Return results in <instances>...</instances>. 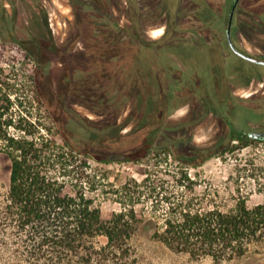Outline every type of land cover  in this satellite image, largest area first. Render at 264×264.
<instances>
[{"label":"rangeland","instance_id":"obj_1","mask_svg":"<svg viewBox=\"0 0 264 264\" xmlns=\"http://www.w3.org/2000/svg\"><path fill=\"white\" fill-rule=\"evenodd\" d=\"M142 1L148 9L145 21L155 17L158 26L177 2L182 12L200 9V0H172V7L166 1ZM137 5V0H0L4 127L38 144L54 137L67 157L51 172L68 184L67 190H85L104 217L135 210L137 218L129 215L135 229L123 235L129 251L110 264H264V242L246 256L218 262L210 255L174 249L156 234L187 210L231 211L242 200L249 206L264 202V140L233 133L235 124L246 131L264 130V111L256 99L264 96V64L234 63L228 72L232 76L221 79L219 90L213 92L207 82L202 87L205 94L213 93L211 98L203 101L195 94L188 100L189 87L181 78H166L160 67L156 74L147 64L155 49L137 50L140 40L134 31L125 32L122 46L117 40L108 45L102 37L101 27L134 25ZM239 12L243 18L237 31L249 37L247 50L264 58V0H242ZM191 21L179 25H198ZM158 30L143 35L158 41ZM167 31L163 39L172 35L173 42L185 34ZM118 57L124 59L120 65L115 64ZM252 72L251 80L245 74ZM207 78L200 77V83ZM236 93L240 104L254 110L236 114ZM247 93H253L248 103ZM152 131V144H145ZM92 147L107 153L106 160L97 159ZM5 148L1 141L0 264H51L20 251L8 219L10 159ZM113 152L119 159H111ZM84 160L88 162L82 166ZM106 242L101 236L99 243Z\"/></svg>","mask_w":264,"mask_h":264},{"label":"trees","instance_id":"obj_2","mask_svg":"<svg viewBox=\"0 0 264 264\" xmlns=\"http://www.w3.org/2000/svg\"><path fill=\"white\" fill-rule=\"evenodd\" d=\"M3 116L0 111V142L6 141L10 159L7 212L20 251L51 264H110L125 257L130 243L123 235L135 229V210L104 217L85 190H67L68 184L51 172L67 157L56 139L47 137L38 144L35 138L13 135L4 127ZM156 234L174 249L232 261L264 242V202L249 206L242 200L231 211L187 210ZM101 236L107 237L105 244L99 243Z\"/></svg>","mask_w":264,"mask_h":264},{"label":"flooded vegetation","instance_id":"obj_3","mask_svg":"<svg viewBox=\"0 0 264 264\" xmlns=\"http://www.w3.org/2000/svg\"><path fill=\"white\" fill-rule=\"evenodd\" d=\"M165 1L167 3L169 2V6L172 7V0H160V2L164 3ZM137 2L138 16H136L137 20H134V25L126 26L119 25L118 23V25H113L112 27H101V29H99L103 30L102 37L105 41H108L106 43L108 45L110 40H117V45L122 46L126 42L128 33L127 30L131 29L132 31H134L139 37V43L141 44V46L140 44H138L137 50H139L141 53L142 50H145V53H147L146 50L155 49L154 51L156 52V56L153 57V54H151L149 57H147V59L144 58L145 61L148 62L147 64L152 67L153 71L156 72V74L159 70L158 68L160 67L162 68L164 72L163 74L166 78H181L178 80L183 81L184 84L189 87V89L186 91L188 100L195 94L204 97L202 98L203 101H205L206 98H211L213 93L207 92L205 94V88L203 89L202 87L207 85V82L211 83L213 92L219 90L221 88V79H227V76L229 75L228 72H230L234 63L240 62L241 64H247L245 60L260 63L247 56L264 60V58L256 56L247 50L246 44L249 40V37L245 36L244 34L241 35V33L237 31L239 18H243V15H239V5L241 4L242 0H200L199 11L190 10L191 12H182L181 10H179L180 3L178 4L177 2L176 9L172 8L171 11L166 10L165 14L162 16V20L165 21V24L159 26L153 21V19H156L155 17L153 19L150 18L148 21H145V19L147 18L144 17V14L148 9H146V5L143 4L144 2L142 0H137ZM179 13H181V15H178ZM189 18H192L191 23L197 21L198 25H179L180 22L189 20ZM158 29H160L162 32L159 36L160 40L158 41H149V39L145 37V35H143V32H154ZM179 30L185 33L184 35H182L180 41L173 42V40L171 39L172 35H166V37L163 39L166 31L169 34H175L178 33ZM122 32L124 33V35H121ZM125 32L127 33L125 34ZM143 39L145 40L144 42L142 41ZM160 49L162 51L159 52L164 53L165 55L163 58L157 56V51ZM121 58L118 57V59L116 60L117 63L115 64L120 65L124 60ZM115 59L116 58H113L111 60H114L115 62ZM244 71L248 73L247 68ZM245 75H247V77H250L251 80L254 79L253 72L250 73V75ZM202 76L204 78L210 76L211 78H207L206 81L201 84L199 78ZM229 76L232 75L230 74ZM197 79L199 80V82H197ZM185 87L186 86L183 87V90H185ZM246 87H248V84H246ZM251 94L253 93H247L245 95V100H247V103L250 102V99H253ZM238 97L239 96L237 93L232 96V98L236 101V105H234V107L236 108V114L244 109L254 110L252 107L248 106V104H246V107L245 105L240 104L237 99ZM256 99L260 102L261 105L259 111H264V96H259ZM220 100L223 99L220 98ZM212 102L215 101L213 100ZM209 110L215 113V109L212 108L211 105ZM235 127L236 128L233 129V133L235 134V137L241 136L238 137L241 139L244 137L259 139L253 136V134L251 133L264 132V130L256 128H252L256 130L246 131V127L239 128L236 124ZM245 132L246 134H244ZM109 136L111 135L105 133V136L103 137L109 138L110 140ZM152 136L153 131L152 133H150V135L146 136L147 143L145 144L151 143ZM118 139H120V136H118ZM109 140L107 139V141ZM101 148L103 149V147ZM104 148L105 149H103V151L108 150L106 149L107 147ZM92 149L94 151L95 148L92 147ZM101 150L98 149L97 152L94 151V154L97 159L106 160L105 155L107 153H103ZM110 156L112 160H116L119 159L120 154L113 152L112 154H110Z\"/></svg>","mask_w":264,"mask_h":264},{"label":"water","instance_id":"obj_4","mask_svg":"<svg viewBox=\"0 0 264 264\" xmlns=\"http://www.w3.org/2000/svg\"><path fill=\"white\" fill-rule=\"evenodd\" d=\"M247 57H249V58H251L257 62L264 63V60H262V59H258V58L251 57V56H247ZM251 134H253V136H255L256 138L264 140V132H252Z\"/></svg>","mask_w":264,"mask_h":264}]
</instances>
